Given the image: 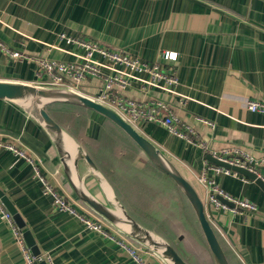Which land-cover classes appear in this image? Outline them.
Segmentation results:
<instances>
[{"label": "crops", "instance_id": "crops-1", "mask_svg": "<svg viewBox=\"0 0 264 264\" xmlns=\"http://www.w3.org/2000/svg\"><path fill=\"white\" fill-rule=\"evenodd\" d=\"M62 33L92 38L173 68L179 77L176 89L187 98L155 88L143 91L138 84L125 94L141 101L158 97L169 102L209 148L236 145L255 156L264 154V113L243 103L245 98L264 99V0H0V40L11 49L70 60L72 55L61 48H76L63 44ZM167 51L176 52V59H167ZM37 68L30 58H12L0 46V80L36 84ZM84 85L87 95H95L101 80L91 78ZM200 117L216 126L203 124ZM139 129L195 181L205 201L207 190L195 174L210 161L206 150L155 122L142 123ZM0 139L18 141L41 157L50 181L82 210L101 217L75 194L52 134L22 104L0 98ZM78 167L86 187L107 202L88 163L80 159ZM132 172L123 168L112 183L103 171L131 215L142 203L143 190ZM242 175L221 173L217 180L229 193L254 201L257 211L233 213L210 206L208 213L229 248L231 264H264V189ZM0 188L17 210L13 215L5 206L17 227L32 231L40 255H50L53 264H135L118 244L58 209L44 194L32 165L5 147H0ZM142 253L152 264H169L151 249ZM0 264H28L1 212Z\"/></svg>", "mask_w": 264, "mask_h": 264}, {"label": "built area", "instance_id": "built-area-1", "mask_svg": "<svg viewBox=\"0 0 264 264\" xmlns=\"http://www.w3.org/2000/svg\"><path fill=\"white\" fill-rule=\"evenodd\" d=\"M60 38L75 46L76 50L61 48V50L71 54L72 59L62 60L46 56H28L20 51L11 49L1 40L0 46L12 58L28 57L37 64L38 79L36 84L64 86L86 94L83 90L84 84L91 78H97L101 80V87L97 94L88 96L116 109L136 127L140 128L142 123L146 122L161 124L171 134L199 144L209 155L215 158L248 169L264 182V154L255 156L246 149L236 145L219 149L209 148L208 144L200 139L195 126L179 117L169 102L158 97L141 101L125 94L126 89L138 84L143 91L155 88L166 93L181 95L176 89L179 77L173 68H167L159 61L149 62L138 55L117 50L101 41L82 35L62 33ZM165 57L167 59H176L177 53L167 51L165 52ZM181 97L187 98L184 95H181ZM243 103L253 112L264 113V99L245 98ZM199 121L212 127L216 126L215 122L206 118L200 117ZM0 147L11 150L16 156L26 159L34 167L35 176L43 184L44 194L52 197L53 204L58 209L76 216L86 227L95 230L101 236L118 244L131 256L135 264H152L142 253L147 247L137 243L123 231L115 229L104 218L96 217L82 210L75 201L51 182L44 173L41 157L30 153L18 141L0 139ZM221 173L241 174L232 169L214 164L209 160L206 166L195 174L198 182L207 190L204 205L209 219L208 209L210 206L215 209L230 210L233 213L257 211L258 206L254 201L237 197L219 185L217 176ZM242 178L249 180V177L245 175H242ZM0 212L19 238L28 264H36L42 260H45L48 264H53V259L50 255H34L31 252L22 237V231L16 225L13 215L6 209L1 200ZM211 222L213 223L212 220Z\"/></svg>", "mask_w": 264, "mask_h": 264}, {"label": "water", "instance_id": "water-1", "mask_svg": "<svg viewBox=\"0 0 264 264\" xmlns=\"http://www.w3.org/2000/svg\"><path fill=\"white\" fill-rule=\"evenodd\" d=\"M0 98L22 104L52 134L71 188L95 213L123 231L137 243L155 251L169 264H190L166 237L133 218L94 158L84 145L49 113L47 105L57 102L77 104L110 119L143 150L157 168L172 178L187 197L195 211L215 264H231L216 228L206 213L204 200L195 185L157 144L142 133L138 127L125 119L116 109L69 87L43 86L19 81L0 80ZM68 139L72 141L70 145L66 144V140ZM80 159L85 160L99 178L107 194V202L98 198L86 187L79 173L78 164ZM209 159L214 164L232 169L249 177L264 189V182L248 169L232 165L211 155H209ZM0 200L13 215L17 213L13 202L1 188ZM223 200L233 205L229 201H226V199ZM117 207L122 210L121 213L116 212ZM153 235L157 236V238ZM22 236L32 253L40 255V248L32 231L26 229L22 232ZM36 264H47V262L39 261Z\"/></svg>", "mask_w": 264, "mask_h": 264}, {"label": "trees", "instance_id": "trees-1", "mask_svg": "<svg viewBox=\"0 0 264 264\" xmlns=\"http://www.w3.org/2000/svg\"><path fill=\"white\" fill-rule=\"evenodd\" d=\"M58 109L71 122V128L68 129L56 117ZM47 110L84 144L100 169L112 179V183L117 182L113 178L123 168L128 173L133 171L132 177L137 180L135 184L143 188L139 193L142 203L132 213L135 218L164 234L190 264H204L199 253L192 247L194 243H198L199 250L207 258L209 256L210 262L214 264L212 252L187 197L172 178L157 168L120 127L101 116L102 120L93 134L90 123L93 115L97 114L95 111L77 104L60 102L47 105ZM217 233L230 259L229 248L220 233Z\"/></svg>", "mask_w": 264, "mask_h": 264}, {"label": "rangeland", "instance_id": "rangeland-1", "mask_svg": "<svg viewBox=\"0 0 264 264\" xmlns=\"http://www.w3.org/2000/svg\"><path fill=\"white\" fill-rule=\"evenodd\" d=\"M63 44L64 45H66L67 47H69V45H68V43L67 42H63ZM71 45V44H70ZM57 116V118H59V121H61L62 123H64L65 125H66V127L69 129V128H71V122H69L68 120H66L65 119V117L61 114V110L60 109H58V113L56 114ZM61 118V119H60ZM102 120V117H101V115H98V114H95V115H93V117H92V119H91V123H90V131H91V133H95L96 131H97V126H98V123H100V121ZM64 127V126H63ZM65 128V127H64ZM67 128H65V129H67ZM67 129V130H68ZM69 131V130H68ZM70 132V131H69ZM71 133V132H70ZM72 134V133H71ZM73 135V134H72ZM177 136V135H176ZM80 143H82V142H80ZM82 145H84L83 143H82ZM85 147V146H84ZM32 168H33V171H34V174H35V170H34V167L32 166ZM193 183H194V185H195V187L197 188V185H196V183H195V181H193ZM192 247H193V249L195 250V251H197L198 253H199V256H200V258L203 260V262H204V264H212V262H210L211 260L209 259L210 257L208 256V258H207V256L205 255V253L203 252V251H200L199 250V247H198V243H194L193 245H192ZM213 260H214V258H213ZM214 264H215V261H214Z\"/></svg>", "mask_w": 264, "mask_h": 264}, {"label": "bare ground", "instance_id": "bare-ground-1", "mask_svg": "<svg viewBox=\"0 0 264 264\" xmlns=\"http://www.w3.org/2000/svg\"><path fill=\"white\" fill-rule=\"evenodd\" d=\"M72 143V141L70 140V139H68V140H66V144L67 145H70ZM116 212H122V210L119 208V207H117L116 208ZM155 238H157V236H155V235H153Z\"/></svg>", "mask_w": 264, "mask_h": 264}]
</instances>
